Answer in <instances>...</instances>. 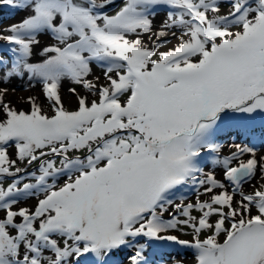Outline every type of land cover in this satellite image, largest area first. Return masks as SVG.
Segmentation results:
<instances>
[{
    "label": "snow or ice",
    "instance_id": "snow-or-ice-1",
    "mask_svg": "<svg viewBox=\"0 0 264 264\" xmlns=\"http://www.w3.org/2000/svg\"><path fill=\"white\" fill-rule=\"evenodd\" d=\"M0 7L26 12L0 27V264H110L123 249L151 264L154 241L193 264H264V154L216 142L226 121L248 131L264 114V0ZM14 79L44 102L8 99Z\"/></svg>",
    "mask_w": 264,
    "mask_h": 264
},
{
    "label": "rangeland",
    "instance_id": "rangeland-1",
    "mask_svg": "<svg viewBox=\"0 0 264 264\" xmlns=\"http://www.w3.org/2000/svg\"><path fill=\"white\" fill-rule=\"evenodd\" d=\"M26 15L24 11H18L14 9H9L7 7H0V27H6L13 23H16L21 20L22 17ZM165 18V11L162 9L158 12L154 19V24L159 26L161 21ZM146 39V38H145ZM52 41L47 36L41 37V44H48ZM173 43L175 41L173 40ZM0 50H4V46L0 44ZM11 55V53H8ZM33 61H38L39 57L34 56ZM93 71L95 74H100V69L93 65ZM12 80L10 84L5 85L10 89L8 99L13 100V94L11 92L12 88H15L16 92L21 95V97H27L28 92H36L40 98L41 102H44L43 96L40 95V88L37 85L35 88H28L27 79L17 80L16 83ZM72 86L69 81L64 82L62 88V96L64 99L65 106L69 109L75 107L76 99L75 96L68 92V87ZM79 91V89H78ZM27 95V96H26ZM26 107V105H24ZM248 125V131H244L242 128L238 127L235 123L231 121H226L220 126L219 131L216 134V142L222 146L221 155H228L234 149L230 148L229 145L234 143H252L258 147V155L264 154V146H261V135L264 134V114L256 115L253 120L246 122ZM211 156L205 153L202 157L204 162L205 170H211L209 165L211 164ZM216 174L218 179H222L219 169H216ZM11 181H6L10 183ZM255 184L256 181L253 180ZM245 190L250 191L251 189L245 185ZM189 198L194 199V193L187 192ZM204 197H202L203 199ZM32 203V202H30ZM180 239H191L190 236L180 235ZM128 250H118L110 258V264H128L127 257ZM148 256L151 261V264H174L176 260H182L183 264H193L194 253L191 249H187L181 245H178L174 242L168 241H154L151 244V247L148 249ZM83 264V261H82Z\"/></svg>",
    "mask_w": 264,
    "mask_h": 264
},
{
    "label": "bare ground",
    "instance_id": "bare-ground-1",
    "mask_svg": "<svg viewBox=\"0 0 264 264\" xmlns=\"http://www.w3.org/2000/svg\"><path fill=\"white\" fill-rule=\"evenodd\" d=\"M34 59V58H33ZM17 82V80L15 79V81L13 82V83H16ZM30 92H32V93H29L28 92V95H36V96H38V94L36 93V92H33V91H30ZM27 96V95H26ZM16 97H21V95L20 94H18L16 91H15V94H13V100H15L16 99ZM39 97V96H38ZM40 99V98H39Z\"/></svg>",
    "mask_w": 264,
    "mask_h": 264
}]
</instances>
